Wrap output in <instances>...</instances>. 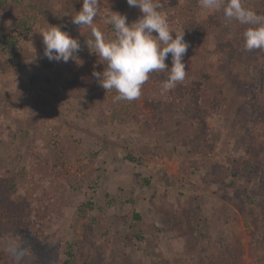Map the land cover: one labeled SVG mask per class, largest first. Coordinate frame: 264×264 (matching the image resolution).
<instances>
[{"label": "rangeland", "instance_id": "1", "mask_svg": "<svg viewBox=\"0 0 264 264\" xmlns=\"http://www.w3.org/2000/svg\"><path fill=\"white\" fill-rule=\"evenodd\" d=\"M160 2L189 43L186 78L165 91L153 72L116 101L72 23L83 0H0V264H264V49L222 9ZM113 11L141 15L99 0L106 38ZM50 24L78 38L77 60L44 56Z\"/></svg>", "mask_w": 264, "mask_h": 264}, {"label": "clouds", "instance_id": "2", "mask_svg": "<svg viewBox=\"0 0 264 264\" xmlns=\"http://www.w3.org/2000/svg\"><path fill=\"white\" fill-rule=\"evenodd\" d=\"M127 3L138 8L141 15L129 23L126 14L113 11L105 21L114 28L112 38H106L98 27L93 26L99 0H83L82 8L72 16V23L80 29L90 27L94 39L87 40V45L90 52L98 57V62L105 66L102 72L94 71L92 75L106 92L115 90L116 101L138 99L153 72L168 73L162 84L165 91L174 89L186 78L184 57L189 43L184 32L170 27L167 15L161 11L163 5L160 0H127ZM199 4L202 9H222L226 20L248 25L243 33L247 51L264 49V15L246 8L243 0H199ZM39 33L43 37L44 56L49 61L67 63L70 59H78L80 41L62 25L50 24ZM169 55L170 68L166 63ZM12 252L19 261L20 254L15 247Z\"/></svg>", "mask_w": 264, "mask_h": 264}, {"label": "trees", "instance_id": "3", "mask_svg": "<svg viewBox=\"0 0 264 264\" xmlns=\"http://www.w3.org/2000/svg\"><path fill=\"white\" fill-rule=\"evenodd\" d=\"M247 27H249V26H248V25H246V27H245V30H246V28H247ZM245 30H244V31H245ZM130 158H131V160H134V158H132V157H130Z\"/></svg>", "mask_w": 264, "mask_h": 264}]
</instances>
